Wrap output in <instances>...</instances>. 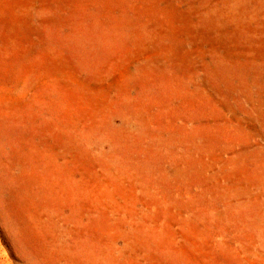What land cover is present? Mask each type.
<instances>
[{
    "label": "rangeland",
    "instance_id": "1",
    "mask_svg": "<svg viewBox=\"0 0 264 264\" xmlns=\"http://www.w3.org/2000/svg\"><path fill=\"white\" fill-rule=\"evenodd\" d=\"M0 264H264V0H0Z\"/></svg>",
    "mask_w": 264,
    "mask_h": 264
}]
</instances>
